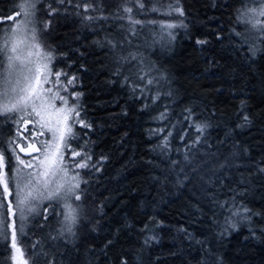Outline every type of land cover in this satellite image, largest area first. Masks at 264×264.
<instances>
[{"label":"trees","instance_id":"1","mask_svg":"<svg viewBox=\"0 0 264 264\" xmlns=\"http://www.w3.org/2000/svg\"><path fill=\"white\" fill-rule=\"evenodd\" d=\"M21 2L0 0V17L20 12ZM76 2L73 0V4ZM79 2H102L106 15H112L82 23L83 17L76 15L66 0L64 5L57 0H40L38 4L40 27L43 21H51L42 36L45 47L52 50L54 46L57 53H67L56 57L54 70L63 69L68 76H76V83L61 94L75 103L76 98L70 93L82 92L81 118L93 124L91 129L75 126L79 136L72 141L73 148H83L92 160L88 169L80 170L86 181L81 185L86 219L79 227V253L72 251L64 257L65 261L121 264L126 256L129 264H198L203 255L198 241L204 239L211 241L213 251L223 256L225 264H264V239L258 238L264 229V217L253 216L255 237L249 225L242 223L221 238L219 226L223 225L225 212L218 205L214 207L209 196L215 192L216 200L224 201L234 192L247 189L246 193L238 192L237 203L243 199L254 212H260L264 210V179L256 176L244 183L240 173L247 175L254 168L238 167L231 161V170H217L221 178L225 172L231 173L222 187L206 183L213 165L229 153L240 152L249 164L264 155V52L252 57L248 45L241 47L230 31L244 30L243 22H237L236 10L245 0H162L173 7L183 6V15L175 11L140 13L137 18L146 21H176L170 47L161 46L159 40L153 44L152 33L160 31L159 23L146 25L132 45L145 63L155 65L154 76L158 72L167 74L166 80L160 79L159 88L153 84L151 91L144 90L143 95L139 91L134 93L132 85L124 82L132 65L117 75L119 69L110 49L95 43L106 33L123 37L117 25L124 21L116 18L114 10L124 0ZM144 2L151 6L153 0ZM48 5L58 12L52 13ZM64 7L69 8L67 13ZM12 23L4 20L0 29ZM218 32L223 36L218 37ZM197 39L207 43L198 44ZM123 50L131 49L126 46ZM64 79L62 76L61 80ZM169 92L172 94L168 95ZM157 93L159 98L153 99ZM165 107L168 111L161 120L158 114ZM189 108L195 113V120L207 121L209 125L199 146L189 143L198 134L192 119H187L191 116L186 111ZM246 114L251 118L248 123L244 122ZM15 118L0 114V147L6 149L11 167H15V160L6 141L15 135ZM186 145L195 155L191 164L184 162ZM101 155L107 159L98 164ZM66 156L70 157V151L66 150ZM71 159L79 163V158ZM172 161L180 163L173 167ZM201 161L205 163L192 172ZM92 165L100 167V171ZM182 165L184 172H180ZM43 207L48 208V203ZM58 210L59 205L49 208L50 221ZM214 213L217 223L213 222ZM32 223L38 225L40 219ZM10 231L7 239L0 237V264H13ZM45 231L29 225L27 234L18 237V242L28 250ZM152 236L157 239L151 240Z\"/></svg>","mask_w":264,"mask_h":264},{"label":"snow or ice","instance_id":"2","mask_svg":"<svg viewBox=\"0 0 264 264\" xmlns=\"http://www.w3.org/2000/svg\"><path fill=\"white\" fill-rule=\"evenodd\" d=\"M39 3L40 0H22L18 5L20 12H14L6 18L0 17V22L13 21L10 27L0 29V58H2L0 59V114L6 118L16 117L15 135L10 136L6 141L7 149H10V155L15 160V167H11L6 149L0 147V186H2L0 237L7 239L8 230H11L13 264H73L71 260L65 261L64 257L70 256L72 251L79 253L76 247L79 227L82 220L86 219L85 208L82 207L84 189L81 187L86 181L80 170L88 169L92 156L84 152L83 148L78 150L73 148L72 141L79 136L76 125L91 129L93 124L81 118L82 108L79 99L83 96L82 92L70 93L76 98L75 103L70 102L68 96L61 94L62 90L69 89L76 83V76L75 74L68 76L63 69L54 70L56 57L67 56V53H57L54 46L52 50L45 47L42 36L43 32L50 28L51 21H43V27H40ZM57 3L64 5L65 0H57ZM66 3L74 8L76 15L83 17L82 23H91L100 18L108 19V15H112H106L105 5L102 2L80 3L77 0L73 4V0H66ZM48 7L52 13L58 12L57 8H52L51 5ZM64 11L67 13L69 8L64 7ZM173 11L183 15L184 8L180 5L173 7L171 3L164 4L162 0H153L151 6L144 0H124L114 10L116 18L124 21L117 25L123 37L106 33L102 39L97 38L95 41L102 47L106 45L114 55L119 69L117 75L123 74L125 67L132 65L128 74L124 75V82L132 85L131 90L134 93L139 91L143 95L144 90L151 91L153 84L159 88L160 79L166 80L167 74L158 72L154 76L155 65L145 63L142 54L132 47L133 43L146 25L159 23L160 31L152 33L153 44L159 40L161 46L170 47L175 38L172 30L176 27V21H146L137 17L140 13ZM90 12L97 14L93 16L88 14ZM236 18L238 23L243 22L244 30L230 31L238 38L240 46L248 45V52L252 57L264 52V0H251L250 4L245 0V4L236 10ZM179 23L183 26V20ZM217 36L222 37L223 33L218 32ZM197 43L206 44L207 41L197 39ZM126 46L131 50L124 52ZM133 61L136 63L133 64ZM62 76L65 77L64 80H61ZM159 95L157 93L153 99H158ZM167 111L165 107L164 112L158 114V118L164 120ZM186 111L191 113L187 119H192V127L198 133L189 143L199 146L202 134L209 125L207 121L195 120V113L191 108ZM250 119L247 114L244 116L245 123L250 122ZM46 133H50L51 139L45 138L37 142V138L45 136ZM204 142L206 143L207 140L205 139ZM87 143L85 141V144ZM164 143L168 144V137L164 138ZM236 143L239 144V141ZM66 150L70 151L71 158H79V163L67 157ZM22 153L29 155L35 153V155L31 159H25ZM106 159V156L101 155L98 164ZM194 159L193 149L186 145L185 164H191ZM231 161H234L238 167L254 168V171H249L247 175L240 173L241 181L244 183H249L256 176L264 179V155L257 160H251L249 164L240 152L234 151L220 159L218 164L213 165L214 170L207 177L206 183L222 187L224 180L231 173L225 172L224 177L221 178L217 175V170L221 172L225 169L231 170L233 167ZM171 163L175 167L180 162ZM204 163L205 161H201L200 165L192 168L191 171L195 173ZM92 168L97 172L100 171L97 165H92ZM180 172H184L183 165L180 167ZM184 179H188V176L185 175ZM239 191L246 193L247 189ZM238 192H234L224 201H217L215 192L209 193L214 207L218 205L225 212L223 225L219 226L221 238L230 230L238 229L242 223L249 225V231L255 237L257 230L253 227V216L264 217V210L254 212L243 199L237 203ZM45 202L48 203V208L43 207ZM56 205H59V210L55 211V219L50 221L49 208H54ZM34 219H40V223L38 225L32 223ZM213 222L217 223L215 213ZM29 225L46 231L26 250L18 242V237L27 234L26 229ZM260 231L261 235L258 238L264 239V229ZM156 239V236L151 237V240ZM189 239L193 237L189 235ZM148 242L146 237L145 243ZM108 243L110 244L111 241ZM198 243L202 246L203 252L198 264H225L223 256L213 251L214 245L211 241L201 239ZM84 264L89 262L85 260ZM121 264H129L126 256L122 258Z\"/></svg>","mask_w":264,"mask_h":264},{"label":"rangeland","instance_id":"3","mask_svg":"<svg viewBox=\"0 0 264 264\" xmlns=\"http://www.w3.org/2000/svg\"><path fill=\"white\" fill-rule=\"evenodd\" d=\"M59 103V102H58ZM29 127H31V126H29ZM37 130H39V129H37ZM27 134V133H26ZM45 138H47V139H51V135H50V133H46L45 134V136H40V137H38L37 138V142L39 141V140H42V139H45ZM32 157H30V159H31Z\"/></svg>","mask_w":264,"mask_h":264},{"label":"water","instance_id":"4","mask_svg":"<svg viewBox=\"0 0 264 264\" xmlns=\"http://www.w3.org/2000/svg\"><path fill=\"white\" fill-rule=\"evenodd\" d=\"M34 155H35V153H32L31 155L26 154V153H22V156L25 157V158H30V157H32Z\"/></svg>","mask_w":264,"mask_h":264}]
</instances>
